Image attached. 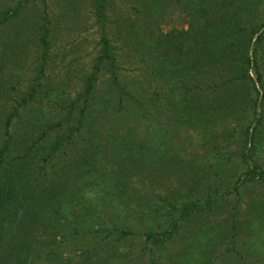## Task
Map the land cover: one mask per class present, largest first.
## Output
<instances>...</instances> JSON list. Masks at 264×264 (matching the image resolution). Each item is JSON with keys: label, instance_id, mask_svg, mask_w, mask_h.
Masks as SVG:
<instances>
[{"label": "rangeland", "instance_id": "1", "mask_svg": "<svg viewBox=\"0 0 264 264\" xmlns=\"http://www.w3.org/2000/svg\"><path fill=\"white\" fill-rule=\"evenodd\" d=\"M20 1L0 0V13ZM93 1L25 0L22 12L0 26V151L6 145L2 165L10 171L24 167L25 206H39L34 202L50 193L47 206L34 209L38 223L30 229L33 253L27 264H194L192 258L207 254L213 259L210 264H258L253 241L247 242L239 227L245 228L255 201L264 199V186L237 179L249 162L264 169V129L253 154L252 143L245 144L239 133L253 125L254 113L243 103L225 107L229 96L222 89L219 94L206 91L200 103L203 112L213 111L220 119L200 127L180 123L168 98L171 86L158 72V63L143 54L144 31L133 42L127 36L138 30V21L144 29L154 24L162 31L186 28V1L166 0L153 20L146 0H107L102 19ZM259 2L261 23L264 0ZM42 33L48 51L39 75ZM102 34L109 39L114 66L98 72L94 101L92 94L87 102L77 100L100 53ZM257 55L264 72V41ZM37 75L36 98L19 106ZM45 90L54 93V102L40 101ZM69 111L73 117L67 122ZM38 112L46 116L45 122L39 121ZM261 113L264 118V107ZM70 124L79 130L62 139L51 158L49 148L39 143L36 151L31 147L41 130L49 127L52 142L55 136L64 137ZM243 149H248L249 162ZM89 152L96 161L90 160L86 172L79 160ZM208 196L214 204L204 213L179 219L184 204H204ZM21 212L0 248L17 235L28 236L20 226ZM175 218L178 227L169 239L161 245L146 240V232H163ZM113 228L130 233L118 237ZM86 250L92 254L88 260ZM50 251L60 253L59 258L47 259Z\"/></svg>", "mask_w": 264, "mask_h": 264}, {"label": "trees", "instance_id": "2", "mask_svg": "<svg viewBox=\"0 0 264 264\" xmlns=\"http://www.w3.org/2000/svg\"><path fill=\"white\" fill-rule=\"evenodd\" d=\"M24 1L1 11L0 26L4 25L11 17L14 18L22 12ZM165 1L146 0L148 2L147 15L149 19H156L155 15L162 10ZM185 1L188 15L186 28H172L168 31H162L154 24L150 25L148 29H144V26L142 27V24L138 21V30L130 31V35L127 36L131 37L130 40L133 42V39H137L138 31L140 29L144 31L141 39V47L144 45V49L142 48L143 54L146 57H152V61L158 63V72L171 86L173 95L168 96V98L171 100V107L175 111L176 120L180 123H186L191 127H200L221 118L219 114L213 111L208 115L201 110V100L206 96V91L210 89L213 92L217 91L218 94L219 89L226 92L229 101L224 99L223 105L225 107L243 103L244 106L252 109V113H254L253 125L244 127L239 135L245 144L252 143L253 154H255L258 150L256 146L262 141L260 134L264 129V118L261 113V109L264 107V72L261 70L257 55L258 49L261 48L264 41V21L259 23L261 4L259 0ZM106 5L107 0L93 1V8L98 18L105 17ZM39 41L42 52L38 72L41 75L43 74L45 56L48 51L45 33L41 34ZM100 44V53L95 59L92 72L84 80L83 91L77 95V100L82 98L87 102L91 97L90 94H92L94 101L93 92L98 72L101 67L108 66V68H111L114 66L115 57L110 50L111 46L106 35H101ZM39 75L34 80L32 90L21 98V102L18 103L19 106L36 98ZM112 75H115L114 72H112ZM116 78H113L115 79L114 83L120 87ZM215 78L217 81L214 80ZM118 91L122 92L120 88ZM253 91L256 94L255 97H253ZM53 95L54 93L50 95L49 90H45L40 97V101L43 100V103L46 104H49V101L54 102ZM191 112L198 113L193 115ZM81 114L84 117V111ZM37 116L41 123L47 120L46 116L39 112ZM72 117L73 114L69 111L65 120L68 122ZM76 123L81 125V118H78ZM78 127L70 124L69 128L64 131V137L55 136L52 142L48 134V127L47 130H41L39 141H36L31 147L35 151L38 149L39 144L42 147L49 148L50 151H48L47 157L51 158V153L61 149L62 139H69L73 135V130H79L80 127ZM228 133L231 134L232 130ZM7 142L4 141V144H7ZM5 147L6 145L0 151V155L4 152ZM95 152L98 154V149ZM134 152V154H137V150H134ZM242 155L244 160L248 161L246 159V157H249L248 149H243ZM22 157L26 158L27 156L22 155ZM91 159H94V162L96 161L94 154L90 152L80 157L79 163L86 172L90 171ZM2 164L0 158V246L4 243V233L12 231L11 223L14 221V217H18L20 210H22L20 218L22 224L20 226L24 227L23 233L27 232L28 236L21 237V235H17L16 239L12 240L13 242L8 240L5 246L0 248V262L6 264L7 259V263L9 261L10 264H27L33 253V241L29 239L30 229L38 223V213H34V209L40 211L47 206L46 202L50 193L46 191L41 202H34L39 206L34 207L32 204L25 206L24 201L27 200L28 196V180L27 176L25 177L26 173L22 177V172H20V169L24 167H18L10 171L7 165ZM12 172L14 174H11ZM237 180L242 183H253V186H264V169L260 168L255 162L253 164L249 162L247 171L241 174L240 177L238 176ZM211 190L214 191L215 189L211 188ZM212 204L214 202L211 196H208L204 204L199 205L198 202L184 204V207L180 209L179 219L189 218V215L194 212L204 213L205 208L207 206V208H210ZM176 221V218L172 219L169 228L163 232H146L144 234L146 240H151L153 245H161L177 229ZM245 225V228L240 225L239 230L244 233L247 242L249 240L250 242L253 241V256L256 257V262L264 264L263 198L255 201L254 211L252 214L249 213ZM112 230L120 233L118 237H124L130 233L128 230H115V228ZM114 232L107 231L108 234ZM86 253L84 260H88L92 255L88 250H86ZM59 255L60 253H56V251H50L47 259H57ZM198 259H201V261H198ZM212 260L209 254L200 258H192L194 264H210ZM151 264L154 263L151 262Z\"/></svg>", "mask_w": 264, "mask_h": 264}]
</instances>
